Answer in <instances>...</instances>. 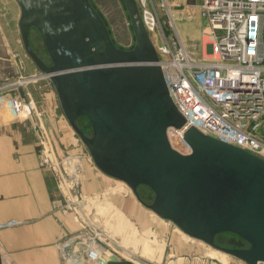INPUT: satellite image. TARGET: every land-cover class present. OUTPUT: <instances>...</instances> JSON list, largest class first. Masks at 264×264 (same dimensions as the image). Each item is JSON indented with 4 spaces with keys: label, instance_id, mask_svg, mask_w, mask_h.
<instances>
[{
    "label": "water",
    "instance_id": "obj_1",
    "mask_svg": "<svg viewBox=\"0 0 264 264\" xmlns=\"http://www.w3.org/2000/svg\"><path fill=\"white\" fill-rule=\"evenodd\" d=\"M44 1L17 0L23 45L40 70L50 75L62 110L96 167L126 182L136 196L139 185L149 187L154 198L145 206L187 235L247 264H264V158L194 126L182 134L190 147L188 153L172 147L167 130L182 126L185 119L168 95L159 66L153 63L157 54L136 1L124 0L136 37L129 53L113 46L88 2L71 0L74 7H70L64 5L66 0H53L54 5ZM59 6L65 17L46 15ZM29 23L42 28L52 66L41 63L32 51ZM72 28L75 32L67 34ZM84 32L96 55L77 40ZM103 41L106 46H101ZM104 64L110 66L99 67ZM81 114L91 121L92 136L75 123ZM219 232L236 234L248 245H218L215 235ZM109 260L117 258L111 255L99 263Z\"/></svg>",
    "mask_w": 264,
    "mask_h": 264
},
{
    "label": "rangeland",
    "instance_id": "obj_2",
    "mask_svg": "<svg viewBox=\"0 0 264 264\" xmlns=\"http://www.w3.org/2000/svg\"><path fill=\"white\" fill-rule=\"evenodd\" d=\"M14 1L19 7V12L13 5V1L0 0V12L2 19H4L2 22L7 25L5 26L7 30L19 27V24L16 26L18 23L16 18L19 19L21 15L20 5L17 0ZM51 1L53 2V0ZM154 1L155 4L159 5L160 0ZM84 2H88L101 19L113 46L121 53H129L135 46L136 37L124 0H84ZM167 2L178 28L194 27L195 30L198 28L200 21L197 19L196 10L193 7H185L183 2L177 5V0H167ZM54 4L53 2L52 5ZM65 4L74 7V2L71 0L69 2L64 1ZM61 8L62 6H59L54 10H47L46 15L50 18L65 17L61 14ZM159 11L164 14V7L159 6ZM66 32L68 34L75 31L72 28L71 31ZM7 34V39L11 41V45L17 44L22 50V37L18 38L17 41L11 36L17 34V31L8 30ZM27 37L28 43L39 61L47 66H52L53 57L46 45L42 28L29 23ZM149 37H151L154 45L157 36ZM77 40L86 44L87 52L96 55L94 45L88 41V33L78 34ZM105 43L106 41H103L100 44L106 46ZM26 60L29 63L27 69L29 84H34L37 88L41 87L36 90V93L34 92L39 102L30 100L31 95L29 94L27 96H11H19L25 102H30L31 109H34L36 103L40 112V115L38 112L36 113L37 116L42 117L45 126L52 124L53 126L50 127L55 128L53 132L43 134L39 143V153L43 163L52 170L55 181L59 185L61 196L62 190L67 193L66 197L63 195L61 198L65 199L66 206L77 218L78 230L73 234L86 232L102 245L107 252L106 255H113L117 258V260H109L107 264H247L203 240L187 235L172 221L160 217L147 208L144 203H151L154 198V193L149 187L139 185L136 196L126 182L101 172L94 164L87 146L67 120L50 75L42 72L29 54ZM34 67H36L35 73H33ZM51 91L55 95L53 104L46 95ZM51 105H54V109L56 111L58 109V113L62 114V123L67 126L66 134H63L61 122L57 119L54 121L49 119L51 118L49 114L53 111L50 108ZM84 116L78 118V123L83 128L85 135L92 136L93 130H91L88 118ZM167 135L175 149L183 153L190 151L189 145L180 140L173 130L168 129ZM87 161L91 164L94 172L89 179L86 177V168L84 170V164H87ZM53 167L58 170H54ZM57 172L63 177L68 173L70 177L64 178L65 180L61 182ZM96 174L101 179L97 178ZM60 243L58 248L60 259H62ZM215 243L226 247H246L248 245L241 237L230 232L217 233ZM69 244L65 250L72 253V248H74L76 255H79L82 247L72 242ZM61 264H63L62 260Z\"/></svg>",
    "mask_w": 264,
    "mask_h": 264
},
{
    "label": "built area",
    "instance_id": "obj_3",
    "mask_svg": "<svg viewBox=\"0 0 264 264\" xmlns=\"http://www.w3.org/2000/svg\"><path fill=\"white\" fill-rule=\"evenodd\" d=\"M137 4L148 35L157 36L153 63L160 67L168 95L185 119L182 126L169 130L184 141V130L194 126L264 158V0H184L185 7L196 10V30L178 28L167 0ZM29 103L19 96L9 98L17 116L30 112ZM57 175L61 182L70 177ZM62 241L64 249L70 242L82 247L79 255L72 248L73 264H89L97 255H91L92 249L106 253L86 232ZM66 257L61 256L63 264H69Z\"/></svg>",
    "mask_w": 264,
    "mask_h": 264
},
{
    "label": "crops",
    "instance_id": "obj_4",
    "mask_svg": "<svg viewBox=\"0 0 264 264\" xmlns=\"http://www.w3.org/2000/svg\"><path fill=\"white\" fill-rule=\"evenodd\" d=\"M9 1H13L19 12L16 2ZM1 14L0 264H61L59 243L65 236L78 230L77 218L66 206L65 199L61 198L63 195L66 197L67 193L62 190L61 196L52 170L41 161L39 143L44 133H51L55 128L50 127L52 124L45 126L42 117L36 114L39 113L36 105L39 101L34 92L41 87L29 84L28 53L24 45L21 44L24 51L21 52L20 46L11 45L7 39V31L15 30L17 34L11 36L18 41L21 38L20 28L7 30ZM18 20L16 18V26ZM34 68L33 73L36 72ZM27 94L31 95L30 100L36 101L34 109L22 116L13 114L9 105L10 96ZM46 95L53 104V92ZM53 106L50 107L53 111L49 119L61 122L63 134H66L67 126L62 123L63 116ZM85 168L89 179L94 172L88 161L84 164Z\"/></svg>",
    "mask_w": 264,
    "mask_h": 264
},
{
    "label": "bare ground",
    "instance_id": "obj_5",
    "mask_svg": "<svg viewBox=\"0 0 264 264\" xmlns=\"http://www.w3.org/2000/svg\"><path fill=\"white\" fill-rule=\"evenodd\" d=\"M136 1V0H135ZM184 0H180V1H178L177 0V2L178 3H182ZM164 3V2H163ZM136 4H137V2H136ZM165 4V3H164ZM137 7H138V5H137ZM139 10V9H138ZM140 15V14H139ZM141 19V18H140ZM142 21V20H141ZM142 24H143V22H142ZM143 26H144V24H143ZM145 27V26H144ZM146 29V28H145ZM146 31H147V29H146ZM148 33V32H147ZM151 40V39H150ZM151 43H152V41H151ZM152 45H153V43H152ZM153 48H154V46H153ZM154 50H155V48H154ZM168 131V130H167ZM168 136V135H167ZM169 139V138H168ZM188 145V144H187ZM172 147H173V145H172ZM174 148V147H173ZM177 150V149H176ZM179 151V150H178ZM180 152V151H179ZM181 153H183V152H181ZM86 236H90V235H88V234H86ZM85 238V237H84ZM61 243H63V242H61ZM60 251H62V255H68V257H66V258H64L65 260H66V262H69V264H73L72 263V261H73V259L71 258L72 256H71V254H70V252H67L63 247H61V245H60ZM96 252V250L95 249H92L91 250V255H96L95 257H92V258H94L92 261H90L89 262V264H97L98 263V261L100 260V259H108L109 258V256H111V255H106V253H95Z\"/></svg>",
    "mask_w": 264,
    "mask_h": 264
},
{
    "label": "flooded vegetation",
    "instance_id": "obj_6",
    "mask_svg": "<svg viewBox=\"0 0 264 264\" xmlns=\"http://www.w3.org/2000/svg\"><path fill=\"white\" fill-rule=\"evenodd\" d=\"M141 55H143V54H141ZM144 64H145V63H144ZM108 66H110V65H108V64H104V65L99 66V67H108ZM80 116H83V115H77V116L75 117V123H76L77 126L81 129V131H82L83 133H85L84 130H83V128H82V127L79 125V123H78V118H79ZM84 117H85V116H84ZM88 120H89V119H88ZM89 123H90L91 130H93L92 123H91L90 120H89Z\"/></svg>",
    "mask_w": 264,
    "mask_h": 264
}]
</instances>
